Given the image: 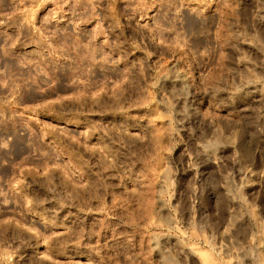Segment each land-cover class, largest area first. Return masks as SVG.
<instances>
[{
  "label": "rangeland",
  "instance_id": "374dc122",
  "mask_svg": "<svg viewBox=\"0 0 264 264\" xmlns=\"http://www.w3.org/2000/svg\"><path fill=\"white\" fill-rule=\"evenodd\" d=\"M0 264H264V0H0Z\"/></svg>",
  "mask_w": 264,
  "mask_h": 264
}]
</instances>
